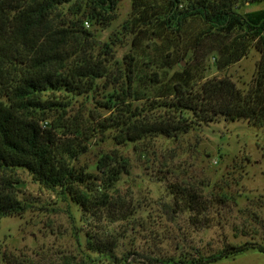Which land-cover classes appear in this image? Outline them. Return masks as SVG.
<instances>
[{
	"label": "rangeland",
	"instance_id": "rangeland-1",
	"mask_svg": "<svg viewBox=\"0 0 264 264\" xmlns=\"http://www.w3.org/2000/svg\"><path fill=\"white\" fill-rule=\"evenodd\" d=\"M264 9L260 3H241L238 12ZM164 0H122L116 19L106 25L96 17L90 0H74L60 10L63 27L87 31L101 47H110L109 67L114 77L98 81L88 94L70 97L68 115L94 111L102 118L113 113L104 107L127 83L134 69L138 94L131 107L164 114L172 76L184 68L203 82L227 76L246 90L255 77L261 54L251 39L246 56L226 68L217 66V51L226 39L208 35L200 19L175 31L165 25ZM74 23V24H73ZM208 35V36H207ZM155 74L157 76H155ZM164 96V98H160ZM114 115V114H113ZM51 115L48 123H57ZM116 130L94 133L77 167L97 174L102 157L117 151L129 167L120 174L108 198L85 210L71 192L50 190L24 169L15 171L16 194L29 208L0 221V264H150L163 256L192 251L212 254L227 245L264 246V129L246 120L221 119L174 138L156 137L118 144ZM194 188L208 198L224 195L231 202L211 213L208 228L189 225L188 216L167 208L171 185ZM91 197L100 195L76 186ZM106 202V203H104ZM90 237L108 243L110 252H95ZM216 264H264V253L251 250Z\"/></svg>",
	"mask_w": 264,
	"mask_h": 264
},
{
	"label": "trees",
	"instance_id": "trees-1",
	"mask_svg": "<svg viewBox=\"0 0 264 264\" xmlns=\"http://www.w3.org/2000/svg\"><path fill=\"white\" fill-rule=\"evenodd\" d=\"M121 1L90 0L96 17L106 25L116 19ZM164 1L168 3L164 22L171 29L181 31L189 20L200 19L208 35L226 39L216 58L222 69L246 56L248 39L255 43L261 60L246 90L227 76L200 82L195 71L184 68L164 87L168 94L161 106L166 111L158 115L145 108L133 109L128 103L138 94L135 70L128 69L126 85L117 81L119 89L104 104L114 115L102 118L94 111L88 117L68 115L70 97L93 92L98 81L114 77L107 58L110 47L104 45L96 54L99 44L91 42V33L74 30V23L71 28L63 27L60 10L74 0H0V221L29 208L16 194L17 169L27 170L47 189L71 192L85 210L105 201L129 163L114 151L102 157L97 174L77 167L94 133L116 130L115 139L121 144L174 138L221 119L246 120L264 129V9L238 12L241 3L264 0ZM53 114L59 115L58 122L48 123ZM76 186L91 192L100 189L101 194L91 197ZM169 193L172 200L167 208L186 214L195 228L210 227L211 213L231 202L228 196L208 198L179 184L171 185ZM88 246L105 255L110 252L109 244L95 237H90ZM251 250L264 253V246L227 245L212 254L186 251L150 264H216Z\"/></svg>",
	"mask_w": 264,
	"mask_h": 264
}]
</instances>
